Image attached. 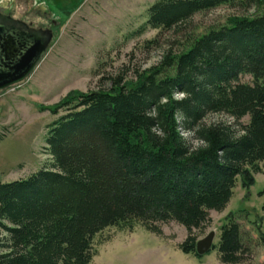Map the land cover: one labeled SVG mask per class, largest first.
Masks as SVG:
<instances>
[{"label":"trees","instance_id":"1","mask_svg":"<svg viewBox=\"0 0 264 264\" xmlns=\"http://www.w3.org/2000/svg\"><path fill=\"white\" fill-rule=\"evenodd\" d=\"M263 3L156 0L140 33L221 5ZM108 79L109 88L70 93L50 108L66 112L48 126L50 161L28 178L0 179V264H91L95 235L133 223L161 236L176 222L187 230L180 250L201 257L196 231L209 226L210 211L227 207L238 178L250 189L264 172V12L231 17L135 80ZM209 115L234 124H207ZM234 218L221 227L224 264L250 259Z\"/></svg>","mask_w":264,"mask_h":264},{"label":"rangeland","instance_id":"2","mask_svg":"<svg viewBox=\"0 0 264 264\" xmlns=\"http://www.w3.org/2000/svg\"><path fill=\"white\" fill-rule=\"evenodd\" d=\"M33 0H0V12L22 18L33 26H44L49 18ZM58 20L48 51L35 71L22 83L0 92V179L10 182L30 177L51 156L46 152L48 126L64 115L50 108L70 93L109 88L110 77L124 75L135 80L138 72L156 66L169 54L187 49L210 29L228 25L233 16L255 17L262 5H221L194 15L171 30L147 29L148 8L156 0H35ZM57 28V29H56ZM155 40L154 43L148 41ZM250 75L240 77L252 83ZM181 97V95H179ZM234 121L226 115H209L205 123ZM249 122V117L242 123ZM186 136L187 134L184 133ZM196 144L195 140H192ZM264 169V162L259 163ZM255 184L242 187L238 178L233 196L223 211H210L211 222L196 231L198 240L216 232L214 246L204 256L182 252L184 226L162 225L163 235L147 231L140 223L104 229L93 238L91 264H224L219 257L222 225L234 214L244 235L250 259L242 264H264V172L255 173Z\"/></svg>","mask_w":264,"mask_h":264},{"label":"water","instance_id":"3","mask_svg":"<svg viewBox=\"0 0 264 264\" xmlns=\"http://www.w3.org/2000/svg\"><path fill=\"white\" fill-rule=\"evenodd\" d=\"M51 34L41 35L26 24L0 12V92L25 81L45 57ZM213 230L196 243V253L204 256L215 246Z\"/></svg>","mask_w":264,"mask_h":264},{"label":"flooded vegetation","instance_id":"4","mask_svg":"<svg viewBox=\"0 0 264 264\" xmlns=\"http://www.w3.org/2000/svg\"><path fill=\"white\" fill-rule=\"evenodd\" d=\"M32 4H34L35 8H37L41 12V15H45L50 19L48 24H45L44 26H33V24L30 25L29 24L30 22L28 23L26 21V19H22V18H19V19L13 18V19L23 22L24 24L27 25V27L29 29H32L36 33H39L41 35V37H42V35L51 34L52 39H53L55 27L57 26L58 20L56 18H54L52 16V14H48L46 8H44V7L41 8V6H38V4L36 3L35 0L32 1ZM52 39H51L50 43L52 42ZM50 43H49V46H50ZM49 46H48V48H49Z\"/></svg>","mask_w":264,"mask_h":264}]
</instances>
